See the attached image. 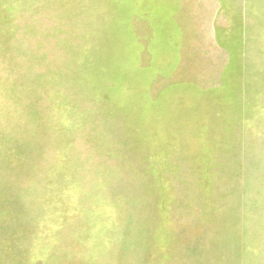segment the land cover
<instances>
[{
	"label": "rangeland",
	"instance_id": "374dc122",
	"mask_svg": "<svg viewBox=\"0 0 264 264\" xmlns=\"http://www.w3.org/2000/svg\"><path fill=\"white\" fill-rule=\"evenodd\" d=\"M221 1L227 53L0 0V264H264V0Z\"/></svg>",
	"mask_w": 264,
	"mask_h": 264
},
{
	"label": "crops",
	"instance_id": "0c3cea01",
	"mask_svg": "<svg viewBox=\"0 0 264 264\" xmlns=\"http://www.w3.org/2000/svg\"><path fill=\"white\" fill-rule=\"evenodd\" d=\"M131 7L137 9L138 19L146 21L147 30L150 26L153 37L150 43L160 50L175 28L178 52L187 50L185 46L207 44L217 52L227 53L218 35L223 27L218 22L224 11L221 0H136V5L131 0ZM198 28L204 29L205 35L198 34Z\"/></svg>",
	"mask_w": 264,
	"mask_h": 264
}]
</instances>
